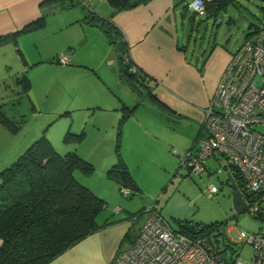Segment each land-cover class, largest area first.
Wrapping results in <instances>:
<instances>
[{"label":"rangeland","instance_id":"374dc122","mask_svg":"<svg viewBox=\"0 0 264 264\" xmlns=\"http://www.w3.org/2000/svg\"><path fill=\"white\" fill-rule=\"evenodd\" d=\"M92 3L97 14H101L102 8L107 6L106 0L102 1V5H97L93 0ZM82 11V8L75 7L63 15L70 17V20H80L87 14L84 11L85 14L79 17ZM191 15L188 11L185 24L188 25ZM57 19L48 22L43 31L29 33L20 39L19 48L27 61L26 65L14 50L11 60L5 67L3 65L0 112L7 119V124L0 120V171L10 166L46 132L56 152L65 154L74 150L93 165L90 174L76 171L75 177L104 200V206L96 216L97 223L127 222V231L134 235L139 231L143 214L134 224L131 217L153 205L173 228L178 227V220H187L198 226L217 224V228L210 233L217 249L228 260L249 261L252 246L239 238L240 232L247 235L264 232V220L253 217L245 207L238 211L233 208L226 172L218 171L223 164L220 154L207 158L204 172L198 175L180 165L183 152L193 143L190 127L176 130L162 122L150 126L143 120L145 129L141 128L135 149L128 139L121 143L120 128L118 150L128 151V170L139 187L138 191H134L127 186L128 195L121 193L119 183L107 175V170L117 162L115 150L118 135L115 133L116 136L111 137L108 121L102 128L92 125L94 118L86 124V111L76 109V106L82 102L81 95L86 97L100 91L99 98L104 103L117 96L119 104L124 102L130 109L141 104L139 107L152 111L149 99L145 89L137 82L131 85L117 77V72L113 70L116 68L114 53L96 28L87 27L81 19L78 24L59 30ZM262 25L264 0H233L217 14H197L188 55H208L216 45L234 51L255 28ZM80 27L87 29V32L84 33ZM70 37L74 43L72 55L75 54L74 59L82 64V67L76 68L80 74L76 73L75 68H68L70 63L58 64L52 55L58 47L67 46ZM81 73H88V76ZM23 75L31 85L28 95L21 94L22 84L17 79ZM89 99L85 98L84 102L92 105L93 100ZM179 127L178 122L175 128ZM69 128L72 133L82 132L80 141H64ZM257 128L264 131V126ZM187 144L189 147L185 149ZM107 157H115V162L109 163ZM210 185L215 186L216 191L210 193Z\"/></svg>","mask_w":264,"mask_h":264},{"label":"crops","instance_id":"0c3cea01","mask_svg":"<svg viewBox=\"0 0 264 264\" xmlns=\"http://www.w3.org/2000/svg\"><path fill=\"white\" fill-rule=\"evenodd\" d=\"M93 1L97 2V5H102L103 0ZM189 1L149 0L145 4L117 10L114 13L107 2V6L102 8L103 14H97L93 9L92 0H90L89 7L84 6L81 0H0V36L14 34L40 17L44 19L42 27L19 33L14 41L0 45V78L4 71L3 65L5 67L11 60L12 50L18 53L26 65L27 61L19 48V41L23 36L43 31L48 22L51 23L54 18H58L57 29L59 30L67 29V25L78 24L82 19L87 27L92 26L103 35L110 51L114 53L116 68L112 69L115 73L117 72V77L131 85H135L137 82L144 88L152 110L139 107L141 104H137L131 112H128V104L120 102L122 104L120 105L118 102L120 99L117 96L105 100L106 104L99 98L101 91L93 92L86 97L81 95L82 102H78L76 106V109L86 111L85 123L87 124L94 118L92 125L102 128L108 121L110 130L112 133L114 132L113 135L111 133V137H115L119 120L123 115H127L120 125L121 143L123 144L128 139L134 149L138 143L141 128L145 129L143 120L150 126L157 124L156 122H162L167 127L176 130L190 127L193 137L191 147H193L200 132L204 109L208 106L221 73L235 50L229 51L216 45L208 55H188L195 15H197L188 7ZM75 7L83 9L82 13H79V17L85 14L84 11H87L84 18L70 20V17L63 15ZM188 11L192 15L187 25L185 22ZM107 18L119 30V33L115 32V43L118 44L122 40L124 42L122 50L116 46H114L115 48L111 47L103 29L97 25ZM74 21L77 22L74 23ZM80 29L84 33L87 32V29L83 27ZM71 39L72 37L68 39L67 46L58 47L52 55H54V60L60 64L57 59L58 55L68 53L71 64L68 68L76 69L82 67V64L74 59L75 54L72 55L74 43ZM101 46L103 51L104 45ZM101 53L103 54V52ZM102 57L104 58V54ZM121 57H123L122 60ZM126 61L131 64L130 67L128 66V72L135 75V80L129 81L124 76L123 64L128 63ZM54 65L56 66L55 63ZM131 66H135L138 72H131ZM92 69L95 71L94 68ZM77 70L79 69H76V73L80 74ZM81 74L88 76V73ZM91 75L95 77V75ZM106 77L108 76L106 75ZM30 92L31 85L26 94L28 95ZM87 97L90 98V101L93 100L92 105L84 102ZM157 111L171 115L177 123H180V127L175 128L167 124ZM67 132H70V128ZM74 134L79 133L74 132ZM48 138L50 141L52 140L49 136ZM188 147L189 145L185 149ZM120 155L128 168V151L121 149ZM113 158L115 157L112 159L107 157L106 160L108 159L109 163H114L117 161V156L115 161ZM78 181L80 180L78 179ZM142 216L143 222L144 214ZM128 225L127 222H108L107 225L81 239L47 264H111L117 251L129 244L124 240Z\"/></svg>","mask_w":264,"mask_h":264},{"label":"built area","instance_id":"2783aa9c","mask_svg":"<svg viewBox=\"0 0 264 264\" xmlns=\"http://www.w3.org/2000/svg\"><path fill=\"white\" fill-rule=\"evenodd\" d=\"M81 2L90 6V0ZM205 4V0H190L188 7L204 15ZM57 59L62 64L70 62L68 53ZM131 72L138 69L131 66ZM259 126H264V25L255 28L231 54L204 109L193 147L180 160V165L198 175L204 172L207 158L220 154L222 166L227 165L225 172L239 174L241 184L237 186L245 208L264 220V131ZM222 166L218 171H224ZM209 191H216L215 186L210 185ZM121 193L127 196L129 191L121 188ZM143 214L137 236L117 251L111 264H264V232L247 235L241 231L239 238L252 246L251 258L228 260L211 239L216 226L201 232L193 229L186 235L173 228L153 205Z\"/></svg>","mask_w":264,"mask_h":264},{"label":"trees","instance_id":"16d2710c","mask_svg":"<svg viewBox=\"0 0 264 264\" xmlns=\"http://www.w3.org/2000/svg\"><path fill=\"white\" fill-rule=\"evenodd\" d=\"M148 1L107 0L113 9L112 13ZM205 1V11L217 14L218 10L233 0ZM43 22V17H40L14 34L0 36V45L14 41L19 33L42 27ZM97 25L103 29L111 47L116 46L120 50L124 48L122 40L115 43V32L119 33V30L111 24L110 19H103ZM123 65L124 76L129 81L135 80V75L128 72L131 64L128 62ZM17 79L22 84L21 94L26 93L30 88L28 78L23 75ZM127 109L128 112L133 110ZM159 115L167 124L174 127L177 125L171 115L161 111ZM126 116L123 115L118 123L115 150L117 162L107 170V175L119 183L120 190L130 186L138 191L139 187L118 150L119 129ZM0 120L7 124L1 112ZM45 133L32 142L10 166L0 171V264H47L81 239L108 224L96 221L104 200L75 177L76 171L90 174L93 165L74 150L59 154ZM81 138L82 132H67L64 141L78 142ZM233 176L236 181L239 180L237 171H233ZM142 214L143 210L133 215L132 224ZM178 223L175 229L186 235H190L193 229L201 232L209 227H217L215 223L198 226L187 220H178ZM137 234L138 231L134 235L127 231L124 240L130 244Z\"/></svg>","mask_w":264,"mask_h":264},{"label":"water","instance_id":"95a60500","mask_svg":"<svg viewBox=\"0 0 264 264\" xmlns=\"http://www.w3.org/2000/svg\"><path fill=\"white\" fill-rule=\"evenodd\" d=\"M231 168H234V165L232 163L229 164ZM223 170H227V165L222 166ZM227 179L230 182L231 187V199H232V205L233 208L238 211L245 207V202L243 200L242 194L238 189L237 184L235 183V180L230 172H226Z\"/></svg>","mask_w":264,"mask_h":264},{"label":"flooded vegetation","instance_id":"af4514ba","mask_svg":"<svg viewBox=\"0 0 264 264\" xmlns=\"http://www.w3.org/2000/svg\"><path fill=\"white\" fill-rule=\"evenodd\" d=\"M235 183L240 185L241 184L240 179L238 181L235 180Z\"/></svg>","mask_w":264,"mask_h":264}]
</instances>
